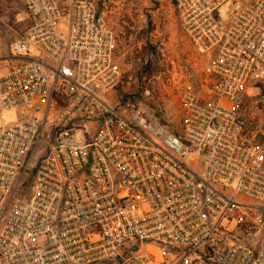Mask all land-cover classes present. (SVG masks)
Masks as SVG:
<instances>
[{
	"label": "built area",
	"instance_id": "1",
	"mask_svg": "<svg viewBox=\"0 0 264 264\" xmlns=\"http://www.w3.org/2000/svg\"><path fill=\"white\" fill-rule=\"evenodd\" d=\"M17 1L0 264H264V0H175L192 54L149 38L127 69L125 0Z\"/></svg>",
	"mask_w": 264,
	"mask_h": 264
},
{
	"label": "rangeland",
	"instance_id": "2",
	"mask_svg": "<svg viewBox=\"0 0 264 264\" xmlns=\"http://www.w3.org/2000/svg\"><path fill=\"white\" fill-rule=\"evenodd\" d=\"M23 10V5L17 0H0V43L6 45L8 37L15 39L25 31L28 18ZM110 16L128 42L126 69L133 63L130 61L131 56L136 55L135 58H138L139 47L149 38L154 44V54L159 53L157 49L161 44H165L168 55L182 62L192 54L189 40L179 26L175 0H125L124 10L120 14ZM137 64L138 61L134 65ZM154 74L153 71L150 76ZM162 93L165 94L163 99L159 91L157 94V101L163 108L161 112L167 119L174 120L177 115V95L167 90Z\"/></svg>",
	"mask_w": 264,
	"mask_h": 264
},
{
	"label": "crops",
	"instance_id": "3",
	"mask_svg": "<svg viewBox=\"0 0 264 264\" xmlns=\"http://www.w3.org/2000/svg\"><path fill=\"white\" fill-rule=\"evenodd\" d=\"M6 46L4 43H0V55L6 51Z\"/></svg>",
	"mask_w": 264,
	"mask_h": 264
}]
</instances>
